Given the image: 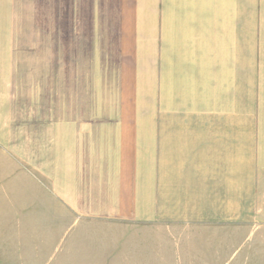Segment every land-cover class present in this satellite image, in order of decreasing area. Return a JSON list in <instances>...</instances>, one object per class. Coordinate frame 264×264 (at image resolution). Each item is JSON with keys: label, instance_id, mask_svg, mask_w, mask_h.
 Returning <instances> with one entry per match:
<instances>
[{"label": "crops", "instance_id": "crops-1", "mask_svg": "<svg viewBox=\"0 0 264 264\" xmlns=\"http://www.w3.org/2000/svg\"><path fill=\"white\" fill-rule=\"evenodd\" d=\"M0 143L107 264H222L264 233V0H0Z\"/></svg>", "mask_w": 264, "mask_h": 264}, {"label": "rangeland", "instance_id": "rangeland-1", "mask_svg": "<svg viewBox=\"0 0 264 264\" xmlns=\"http://www.w3.org/2000/svg\"><path fill=\"white\" fill-rule=\"evenodd\" d=\"M38 44L31 40L27 56L24 43L25 56L15 57L29 67L32 87H37L39 74ZM33 92L28 101L36 106L37 89ZM41 180L37 170L13 159L0 143V264H107V234L70 222L56 228L55 207ZM233 253L222 264H264V233L240 234Z\"/></svg>", "mask_w": 264, "mask_h": 264}]
</instances>
